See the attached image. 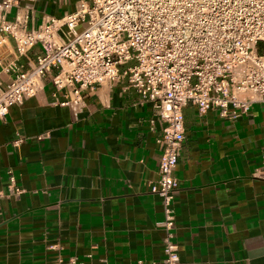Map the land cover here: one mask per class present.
Here are the masks:
<instances>
[{"label": "crops", "instance_id": "0c3cea01", "mask_svg": "<svg viewBox=\"0 0 264 264\" xmlns=\"http://www.w3.org/2000/svg\"><path fill=\"white\" fill-rule=\"evenodd\" d=\"M18 2L7 18L27 15L29 29L79 4ZM41 51L36 45L17 57L13 40L0 36V86L13 78L4 66L29 69ZM65 102L64 90L46 80L0 118V192L10 177L24 190L0 198V264L160 263L163 204L150 191L160 157L153 109L122 73L81 107ZM183 117L172 204L180 264H264V180L254 175L264 156V107L253 104L230 120L189 104Z\"/></svg>", "mask_w": 264, "mask_h": 264}, {"label": "built area", "instance_id": "2783aa9c", "mask_svg": "<svg viewBox=\"0 0 264 264\" xmlns=\"http://www.w3.org/2000/svg\"><path fill=\"white\" fill-rule=\"evenodd\" d=\"M18 6V0L0 1V36L13 40L17 57L36 45L42 51L29 69L4 66L13 78L0 86V118L35 96L46 80L64 90L65 104L78 108L89 92L122 73L153 109L151 124L160 123L158 177L150 191L163 204L164 256L152 264H180L172 204L185 140L183 109L191 104L200 115L216 110L233 120L253 104L264 107V55L258 52L264 0H79L74 13L31 29L27 15L8 20ZM254 175L264 180V156ZM9 182L0 198L24 193L13 177Z\"/></svg>", "mask_w": 264, "mask_h": 264}, {"label": "trees", "instance_id": "16d2710c", "mask_svg": "<svg viewBox=\"0 0 264 264\" xmlns=\"http://www.w3.org/2000/svg\"><path fill=\"white\" fill-rule=\"evenodd\" d=\"M258 52L264 55V43L258 45Z\"/></svg>", "mask_w": 264, "mask_h": 264}]
</instances>
